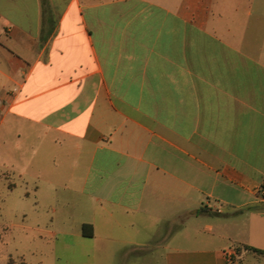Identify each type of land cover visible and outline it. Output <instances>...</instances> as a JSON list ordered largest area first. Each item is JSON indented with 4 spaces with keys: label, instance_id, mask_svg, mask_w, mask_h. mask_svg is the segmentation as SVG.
I'll return each mask as SVG.
<instances>
[{
    "label": "crops",
    "instance_id": "obj_1",
    "mask_svg": "<svg viewBox=\"0 0 264 264\" xmlns=\"http://www.w3.org/2000/svg\"><path fill=\"white\" fill-rule=\"evenodd\" d=\"M0 165L53 264H264V0H0Z\"/></svg>",
    "mask_w": 264,
    "mask_h": 264
},
{
    "label": "rangeland",
    "instance_id": "obj_2",
    "mask_svg": "<svg viewBox=\"0 0 264 264\" xmlns=\"http://www.w3.org/2000/svg\"><path fill=\"white\" fill-rule=\"evenodd\" d=\"M21 140L25 142L24 133ZM8 156L24 168L26 158L24 148L13 149ZM38 160L49 162L50 158L39 156ZM4 171L3 165H0V236L2 240L0 241V264H7L6 258L9 252L14 255V258H17L16 255H24L28 264H53L52 256L59 253L62 246L59 241L48 236L47 240L42 241L38 235L45 229L38 228V225L52 220L56 216L54 210L60 211L62 205L58 201L59 198L46 194L47 187L35 193L24 179L13 175L7 179V175L3 174ZM10 183L14 184V187L10 188ZM39 183L41 186L44 184L42 181ZM32 250H38L39 253L33 254ZM48 259L51 261L48 262ZM62 264L68 263L62 261Z\"/></svg>",
    "mask_w": 264,
    "mask_h": 264
},
{
    "label": "trees",
    "instance_id": "obj_3",
    "mask_svg": "<svg viewBox=\"0 0 264 264\" xmlns=\"http://www.w3.org/2000/svg\"><path fill=\"white\" fill-rule=\"evenodd\" d=\"M261 190H264V183L261 186ZM248 209L250 210H256L257 207L256 206H251ZM236 250L238 251V253H241L242 251H248V252H253L259 255H264V251L263 250H259L257 248L251 247V246H237L235 247Z\"/></svg>",
    "mask_w": 264,
    "mask_h": 264
},
{
    "label": "built area",
    "instance_id": "obj_4",
    "mask_svg": "<svg viewBox=\"0 0 264 264\" xmlns=\"http://www.w3.org/2000/svg\"><path fill=\"white\" fill-rule=\"evenodd\" d=\"M238 256H239V253L235 247L227 248V250L225 251L226 260L230 263L234 262L235 259L238 258Z\"/></svg>",
    "mask_w": 264,
    "mask_h": 264
}]
</instances>
